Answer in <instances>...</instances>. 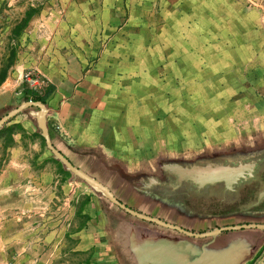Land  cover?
<instances>
[{
	"label": "crops",
	"instance_id": "0c3cea01",
	"mask_svg": "<svg viewBox=\"0 0 264 264\" xmlns=\"http://www.w3.org/2000/svg\"><path fill=\"white\" fill-rule=\"evenodd\" d=\"M19 2L0 0V12ZM28 4L39 10L16 38L1 105L23 101L29 69L53 87V145L128 207L194 232L264 223V9L241 0ZM32 109L0 132V262L247 264L261 247L241 232L261 238L263 229L196 238L123 211L62 172Z\"/></svg>",
	"mask_w": 264,
	"mask_h": 264
},
{
	"label": "water",
	"instance_id": "95a60500",
	"mask_svg": "<svg viewBox=\"0 0 264 264\" xmlns=\"http://www.w3.org/2000/svg\"><path fill=\"white\" fill-rule=\"evenodd\" d=\"M28 108H34L35 110L32 112L37 127L40 130L41 136L44 139L45 146L46 148L52 153L53 157L63 166L65 167L66 170L70 171L74 177L79 178L86 182L89 186H91L93 189H96L100 191L106 198H108L113 204H115L117 207L121 208L123 211L136 216L142 220H146L158 225H161L163 227L176 230L182 234H185L190 237H196V238H206L209 237L211 239H215V237L227 230H242V229H260L264 230V223H242V224H235V225H227V226H221L217 227L211 230L203 231V232H194L188 229H185L179 225H175L169 222H166L160 218L149 216L146 214H143L141 212H138L124 203H122L117 197L113 194V192L103 183H101L99 180L93 178L90 176L88 173L85 171L81 170L80 168L76 167L73 165L69 159L61 152L59 151L52 143L51 137L49 134V129L47 126V121H46V114H47V109L46 105L41 102V101H34V100H26V101H21L16 107L11 108L8 110L5 114H3L0 117V128L8 122L11 118L19 114L21 111L28 109ZM233 173L234 180L237 177L236 173L239 174L240 169L234 168L231 170ZM222 175L219 173L213 175L212 177H207L205 180L199 181L201 184L204 182L208 181H215L218 179H221Z\"/></svg>",
	"mask_w": 264,
	"mask_h": 264
},
{
	"label": "rangeland",
	"instance_id": "374dc122",
	"mask_svg": "<svg viewBox=\"0 0 264 264\" xmlns=\"http://www.w3.org/2000/svg\"><path fill=\"white\" fill-rule=\"evenodd\" d=\"M29 7H33L36 10L31 15V17H32L39 9L35 5L28 4V0H20L19 3L12 4L11 6L4 5L1 7L3 9V12H0V68L9 61L8 57H9L10 50H14L13 62L11 63L10 66H12V64L16 60L17 44L18 43H17L16 39L12 38V36H13L12 35V29L14 27V26L12 27V25L14 23L16 24L18 22L17 18L22 14L23 10L25 12ZM31 17H30V19H31ZM30 19H29V21H30ZM29 21H28V23H29ZM28 23H27V25H28ZM10 31H11V34H10ZM25 74H29V76H31L32 78L37 77L31 70H29V69L24 70L22 77H21V83H22L21 89H22V85L24 83H26L28 85V87L42 92L43 88L48 84L44 79L38 77L39 85L34 87V86L30 85V83L24 78ZM21 89L18 92V95L19 96L21 95V97H22ZM11 100H12V102L7 103L6 105H1L4 103V102L3 103L1 102V104H0V117L3 114H5L8 110H10L11 108L16 107L18 100H15V101H13V99H11ZM32 110H35V109L33 108ZM24 112H26V111H24ZM241 233L244 235L250 234L251 238L255 237L254 238L255 241L258 242V240H259V243L261 242V245H260L261 247L259 248V250H258V248L256 250V248H255L256 246L254 247L255 250L251 253V256H250L251 259L247 262V264H264V259H263V257H264V253H263L264 236L263 237L261 236V238H259L260 231H256V230H246V231H243ZM229 234L232 236H239L238 235L239 233L238 234L237 233H229ZM0 263L8 264L10 262L6 261V262H0Z\"/></svg>",
	"mask_w": 264,
	"mask_h": 264
},
{
	"label": "trees",
	"instance_id": "16d2710c",
	"mask_svg": "<svg viewBox=\"0 0 264 264\" xmlns=\"http://www.w3.org/2000/svg\"><path fill=\"white\" fill-rule=\"evenodd\" d=\"M35 11L36 10L33 7H29L25 11L24 16L14 25V27L12 29V35H13L12 38L13 39H16L20 35V33L22 32V30L27 25V23H28L31 15ZM13 57H14V50H10L9 57H8L9 58V61L0 68V85L4 81V79L6 77V74H7V70L9 68V66L11 65V63L13 62ZM52 91H53V87L50 84H47L43 88V91L41 92V91H38V90H35V89H32V88L28 87V85L26 83H24L22 85V89H21L22 100L23 101H26V100L41 101V102H43L45 104L48 96L52 93ZM4 128H5V125H3L0 128V132ZM37 133L40 136V138H41V140L43 142V145L45 146L44 139L42 138L39 129H38ZM55 161L59 164V166H62V164L59 162V160L55 159ZM62 172L63 173H66V174H70V171H68V170H63L62 169Z\"/></svg>",
	"mask_w": 264,
	"mask_h": 264
},
{
	"label": "built area",
	"instance_id": "2783aa9c",
	"mask_svg": "<svg viewBox=\"0 0 264 264\" xmlns=\"http://www.w3.org/2000/svg\"><path fill=\"white\" fill-rule=\"evenodd\" d=\"M241 1H243L248 7L264 9V0H241ZM24 78L30 83V85L34 87L39 85L38 77L32 78L31 76H29V74H25Z\"/></svg>",
	"mask_w": 264,
	"mask_h": 264
}]
</instances>
